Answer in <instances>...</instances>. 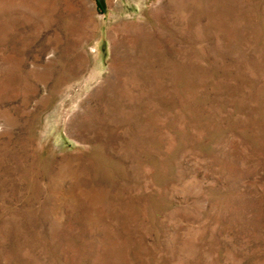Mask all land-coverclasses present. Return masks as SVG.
Masks as SVG:
<instances>
[{"label": "rangeland", "instance_id": "rangeland-1", "mask_svg": "<svg viewBox=\"0 0 264 264\" xmlns=\"http://www.w3.org/2000/svg\"><path fill=\"white\" fill-rule=\"evenodd\" d=\"M0 264H264V0H0Z\"/></svg>", "mask_w": 264, "mask_h": 264}]
</instances>
